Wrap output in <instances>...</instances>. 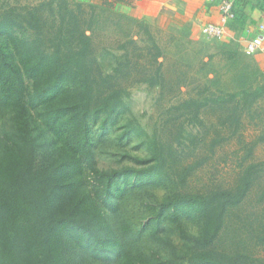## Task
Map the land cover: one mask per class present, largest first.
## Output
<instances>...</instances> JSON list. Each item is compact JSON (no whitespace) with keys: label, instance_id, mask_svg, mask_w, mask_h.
Masks as SVG:
<instances>
[{"label":"trees","instance_id":"1","mask_svg":"<svg viewBox=\"0 0 264 264\" xmlns=\"http://www.w3.org/2000/svg\"><path fill=\"white\" fill-rule=\"evenodd\" d=\"M97 9L79 0H0V264H163L127 243L130 217L113 223L106 215L127 211L131 199H119L138 184L173 187L162 210L174 213L173 222L186 218L198 227L194 236L182 232L189 264H264V162L240 164L228 188L188 191L202 164H181L177 146L150 137L133 121L120 125L129 112L124 83L132 62L128 58L113 74L103 73L95 43ZM234 14L227 27L237 19L236 7ZM145 33L149 47L139 60L152 61L153 70L137 60L136 67L143 68L138 82L157 86L164 78V53L149 28ZM250 96L260 99L264 87L242 93ZM223 102L211 96L187 103L198 104L193 121L201 122L203 108ZM34 112L41 116L40 132ZM5 116L13 131L3 125ZM118 129H124L122 137H141L149 156L101 171L98 137ZM258 137L256 143L264 141ZM221 144L219 136L213 138L212 153ZM87 171L98 197L86 187ZM256 190L260 198L249 210ZM160 221H150L154 235Z\"/></svg>","mask_w":264,"mask_h":264},{"label":"rangeland","instance_id":"2","mask_svg":"<svg viewBox=\"0 0 264 264\" xmlns=\"http://www.w3.org/2000/svg\"><path fill=\"white\" fill-rule=\"evenodd\" d=\"M7 1L18 3L25 0H3ZM95 5L98 6L95 43L103 73L113 74L121 63H127L128 58L132 62L125 70L127 81L124 83V101L129 112L120 118V125L133 121L150 137L177 146L176 156L181 164H202L191 176L188 191L228 188L235 181L240 164L264 162V141L256 143L260 134L264 138V96L260 99L242 97L244 91L252 94L257 88L264 87V70L258 67L255 54L245 52L240 39L242 32H236L234 40L225 42L223 38L203 34V27L197 28L181 18L164 20L160 14L147 13L141 6H124L115 10L106 5ZM145 28L150 29V35L164 53V78L157 86L138 82L142 76L139 71L143 68L136 67L137 60L147 54L146 48L149 47ZM243 37L247 39L246 33ZM131 41L136 43L131 44ZM125 43L126 50L122 49ZM139 61L148 66L147 70H153L149 65L152 61L146 63L144 58ZM235 94L241 96L233 98ZM211 96L223 98V104L211 103L214 107L202 109L201 122L193 121L196 106ZM192 99L198 104L187 103ZM33 114L36 131L40 132V113ZM4 122L7 130H14L10 116H5ZM123 132L124 129H118L98 137L96 160L99 170L109 171L133 164L130 157L149 156L141 137L136 134L122 137ZM192 135L198 139L191 140ZM217 136L222 144L212 153L210 143ZM85 180L91 195L98 197L99 189L90 171H87ZM170 187V184L133 185L129 187L133 193L127 192L119 199L120 202L131 199L127 211L122 207L117 215L109 212L106 215L113 223L114 218L122 223L120 220H124V216L130 217L133 227L128 232L127 243L140 248L145 256L158 258L163 264H189L190 247L182 232L194 236L198 227L186 218L173 222L174 213L162 210L164 200L174 190ZM260 195L261 191L256 190L246 208L253 210ZM157 218L161 223L154 235L150 221Z\"/></svg>","mask_w":264,"mask_h":264},{"label":"crops","instance_id":"3","mask_svg":"<svg viewBox=\"0 0 264 264\" xmlns=\"http://www.w3.org/2000/svg\"><path fill=\"white\" fill-rule=\"evenodd\" d=\"M83 3L106 5L119 10L124 6H141L147 13L160 14L164 20L184 19L201 28L208 24H221L218 3L212 0H80ZM237 10V19L227 27L228 42L242 32L241 43L246 45L257 37H263V47L255 54L258 67L264 70V0H231ZM238 30V31H237ZM246 33L247 39L243 37Z\"/></svg>","mask_w":264,"mask_h":264},{"label":"built area","instance_id":"4","mask_svg":"<svg viewBox=\"0 0 264 264\" xmlns=\"http://www.w3.org/2000/svg\"><path fill=\"white\" fill-rule=\"evenodd\" d=\"M218 3L221 11V24H208L203 26L202 32L208 37L224 38L227 35V24L234 19V1L231 0H212ZM263 47V37H257L250 41L245 52L249 55L256 54Z\"/></svg>","mask_w":264,"mask_h":264}]
</instances>
